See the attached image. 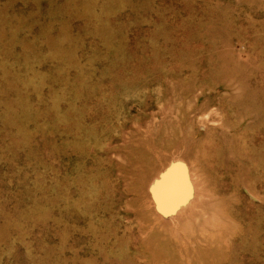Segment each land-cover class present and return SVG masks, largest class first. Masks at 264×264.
<instances>
[{
  "label": "rangeland",
  "instance_id": "rangeland-1",
  "mask_svg": "<svg viewBox=\"0 0 264 264\" xmlns=\"http://www.w3.org/2000/svg\"><path fill=\"white\" fill-rule=\"evenodd\" d=\"M0 264H264V0H0Z\"/></svg>",
  "mask_w": 264,
  "mask_h": 264
},
{
  "label": "bare ground",
  "instance_id": "bare-ground-1",
  "mask_svg": "<svg viewBox=\"0 0 264 264\" xmlns=\"http://www.w3.org/2000/svg\"><path fill=\"white\" fill-rule=\"evenodd\" d=\"M167 180H168V179H167ZM167 180H166V181H167ZM175 183H176V182H175ZM179 183H180V182H179ZM168 185H169V184H168ZM168 190H169V188H168ZM167 193H168V192H167ZM170 193H171V192H170Z\"/></svg>",
  "mask_w": 264,
  "mask_h": 264
}]
</instances>
